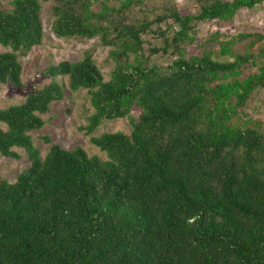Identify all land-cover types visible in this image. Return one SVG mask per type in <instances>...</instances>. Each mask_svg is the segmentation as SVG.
Masks as SVG:
<instances>
[{"label":"trees","instance_id":"1","mask_svg":"<svg viewBox=\"0 0 264 264\" xmlns=\"http://www.w3.org/2000/svg\"><path fill=\"white\" fill-rule=\"evenodd\" d=\"M41 1L57 37L110 47L107 81L89 53L47 69L88 91L86 131L120 118L132 130L91 137L106 159L49 138L42 157L31 132L65 85L0 107V154L31 161L15 182L0 174V264H264V114L251 108L264 107V33L216 31L188 54L200 23L264 0H196V13L168 5L152 18L135 14L149 0H10L0 84L23 86L20 58L45 37Z\"/></svg>","mask_w":264,"mask_h":264},{"label":"rangeland","instance_id":"2","mask_svg":"<svg viewBox=\"0 0 264 264\" xmlns=\"http://www.w3.org/2000/svg\"><path fill=\"white\" fill-rule=\"evenodd\" d=\"M41 3V15L45 31L43 43L34 46L27 56L20 58L23 67L22 87L14 86L11 83L0 84V107L7 108L14 104H21L31 93L43 88L49 82L57 80L65 85V96L61 101L52 104L49 113L42 115L45 120L44 127L31 132L34 143L39 148L42 157L49 151L51 143H57L66 150L71 151L80 147L90 156L97 155L106 159V153L92 143L91 137L106 132L124 131L129 133L132 130L130 119L106 120L93 133H88L85 126L88 124L89 116L94 112L88 91L86 89L71 90L68 77L57 76L52 78L47 73V69L62 61L81 60L89 53L107 81L111 78L114 69V61L109 55L110 47L103 45L99 36L92 39L57 37L52 30L54 21L52 2L41 1ZM9 5L10 0H0V6L9 7ZM168 5H177L183 12L196 13L199 10L196 0H149L146 5L138 6V11H135V14L138 12L137 16H139L140 10L143 9L152 18L163 12L164 7ZM97 8L99 9V4H97ZM216 31L229 35L241 32L264 33V2L251 9L239 10L234 19L227 23L211 21L200 23L198 40L195 45L188 49V54H201L199 44ZM8 50L10 48L0 46V52ZM159 59V61L166 62L165 58ZM261 96L264 97V92ZM260 100L259 98L252 103L251 108L255 114H264V107H262ZM132 115L137 117L139 111H133ZM46 138H49L51 143H48ZM17 151L21 155L19 160L0 154V174L10 182H15L19 174L31 164L24 149L17 148Z\"/></svg>","mask_w":264,"mask_h":264}]
</instances>
